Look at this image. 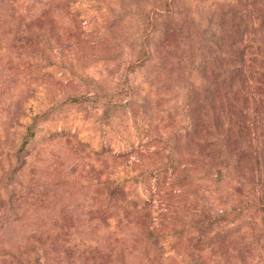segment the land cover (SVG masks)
I'll return each instance as SVG.
<instances>
[{"label": "rangeland", "instance_id": "rangeland-1", "mask_svg": "<svg viewBox=\"0 0 264 264\" xmlns=\"http://www.w3.org/2000/svg\"><path fill=\"white\" fill-rule=\"evenodd\" d=\"M167 20L199 74L211 67L208 114L226 142L191 150L179 141L133 161L144 111L154 118L145 80L172 78L134 61L136 25ZM259 54L264 0H0V128L39 114L14 178L28 198L0 214V264L264 263V76L247 72L262 66ZM125 76L140 88L136 102L130 114L109 109L117 120L105 124L108 100L123 102ZM160 92L176 96L178 87ZM158 125L147 135L154 144L176 126ZM22 131L1 147L16 150ZM4 153L2 183L13 161Z\"/></svg>", "mask_w": 264, "mask_h": 264}, {"label": "trees", "instance_id": "trees-1", "mask_svg": "<svg viewBox=\"0 0 264 264\" xmlns=\"http://www.w3.org/2000/svg\"><path fill=\"white\" fill-rule=\"evenodd\" d=\"M147 29V26H141L140 23L136 25L137 36L134 38L132 47H135L138 56L134 59V61L139 64H143L144 62L156 64L160 71L167 70L168 73H172V78L170 80L168 76L164 74L160 76V80L158 75H153L150 79L145 80L147 87H149L146 91L147 97L145 103L148 104L147 102L151 100L148 105V110H154V118L150 117L148 114L149 112L146 113L144 111L146 117H144L145 122L143 125L145 127L142 129V132H138L135 136L137 138L136 146L139 145V147L133 150L135 151V154L138 150L140 151L137 156L134 155L133 161L143 157L148 158L149 156L157 155L164 149L163 145H167V148L169 149L174 148L177 146L179 141H182L183 144H186L185 147L190 148L191 150L195 146L202 150H210L214 145H224L225 143L223 142H226V138L221 134L220 139L222 140V143H219L220 140L217 138L218 133L216 132L215 125L213 128L210 113L208 114V109L213 112L211 97L213 96L214 91L211 67L207 70V73L209 72L208 75L204 70L203 74L200 75L197 68L191 65V60H189L190 55L194 53L191 48L186 49L185 47L179 45V38L177 43L172 42L171 38L173 34L174 36H177L179 31V25L177 23L169 22L168 20L162 23H154L153 21H150V28L148 30ZM81 34L82 33L80 32V35ZM228 41L229 40L226 38L223 39V42ZM208 44V40H206L205 54H202L203 57L209 60L210 52ZM183 50L185 51L183 52ZM186 51H188L190 55H186ZM154 57H157L155 58L156 60ZM199 57L200 59L197 60L200 63V68H202L205 59H201L200 51ZM35 59L36 54L34 52L29 53V62H27V67L33 65L32 61ZM130 59L128 60V63L131 62ZM245 61L248 63L250 62V59L246 58ZM257 61L261 63L260 65L262 66L260 68H255L252 71L248 68L247 72L258 73V76H264V54H259ZM193 70H196L197 74L194 72L192 73ZM175 71H177V73L173 74ZM123 80L125 83H121V85L126 88L120 94L122 98H124L123 102L122 100H118L116 98L108 100L104 106V112L101 115L105 124H109L117 120L116 115L107 113L109 109H112L111 111L113 113H116L120 109H123V111L127 109V113L130 114V102H134L137 99V97L131 93V90H140V88H130V84L128 82L126 83V76ZM175 86L178 87V93L176 96L170 97L168 94L159 93L160 90L171 89ZM246 95L247 93H245L244 96ZM179 98L180 100L176 101V99ZM178 114H181V116L177 119ZM22 117L26 116L24 115ZM36 118H39V114H35L30 117L29 122H27V119H24L22 123H18L19 116H14L13 119L9 120L5 125V129L3 127L0 128V140L4 139L8 135L13 136L16 129L21 128V130H23L20 135V144L16 150H5L3 149L4 147L2 148L0 145V164L2 154L4 152H6V154L4 153L5 155L9 154V156L13 158L12 163L10 162L7 166L4 183L0 182V214H3L10 207L13 208L14 206H20L23 200L28 198V196L26 198L24 197L25 192H23L22 189L20 190V185L19 188L16 187L14 178H16L24 163L22 157L25 155H23V153H18L23 149L26 143L33 140V137L38 130V121ZM164 120H167V122L173 121L176 126L170 130L164 131V140L157 139V144L151 143V137L147 136L148 133H150L151 130H155L159 126L158 124ZM148 139L149 141H147ZM107 144L105 143L104 145ZM158 144L160 145L157 146ZM120 149L121 148L118 150ZM191 150L183 153V155H187L186 159L190 158L192 160L195 158H193ZM106 151L108 152L109 150ZM168 152L169 154L171 153L170 150ZM1 171L2 168L0 169V172ZM0 179H2V177H0ZM112 189L113 188H110V190L106 191L107 195L105 196L108 198L112 196ZM20 191L23 192V195ZM148 233L150 234V232ZM152 244H157V241L154 240ZM194 245V243H187L186 248L194 249ZM250 249L253 250L254 248L251 247ZM193 261L194 259L191 258L189 263L192 264ZM255 264L264 263L261 260H256Z\"/></svg>", "mask_w": 264, "mask_h": 264}]
</instances>
